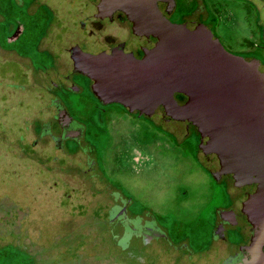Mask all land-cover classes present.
Instances as JSON below:
<instances>
[{"label":"flooded vegetation","instance_id":"af4514ba","mask_svg":"<svg viewBox=\"0 0 264 264\" xmlns=\"http://www.w3.org/2000/svg\"><path fill=\"white\" fill-rule=\"evenodd\" d=\"M100 1L0 0V100L13 107L0 113L3 116L14 111L12 116L0 117V126L12 130L0 140L14 146L22 159L36 161L52 175L76 178L79 188H72L70 193L82 202L73 205L98 208L95 218L108 220L111 246L121 252L123 262L221 264L249 242L251 226L241 206L256 184H243L214 156L202 153L196 118L175 121L170 119L172 112L162 106L147 115L120 103L104 102L92 90L93 81L74 71V48L89 53L120 49L141 58L151 52L149 44L156 40L122 11L102 9ZM234 1L255 7L258 19L264 15V0ZM158 6L170 22L202 23L216 36L212 26L217 23L220 8L209 9L206 0H174L168 12L165 2ZM246 12L248 15L250 10ZM31 18L34 28L26 24ZM259 24L264 40V19ZM243 58L264 64L255 55ZM175 98L180 104L186 99L182 94ZM15 106L23 108V114L18 115ZM129 116L138 122L132 129ZM122 124L121 129H129L127 134L131 131L133 138L121 139L116 128ZM144 125L166 135L174 146L183 145L180 155L197 163L211 180L213 196L209 194L205 200L203 213L208 214L205 221L210 233L204 240L192 243L187 236L172 238L151 210L131 208L129 197L112 189V180L106 179L104 156L115 149L116 142L125 141L126 148L120 154L127 160L135 164L152 161L153 152L145 149L150 141ZM154 140L156 146L164 144L159 137ZM89 181L96 184L94 189L89 188ZM65 198L67 203L72 201L70 196Z\"/></svg>","mask_w":264,"mask_h":264},{"label":"rangeland","instance_id":"374dc122","mask_svg":"<svg viewBox=\"0 0 264 264\" xmlns=\"http://www.w3.org/2000/svg\"><path fill=\"white\" fill-rule=\"evenodd\" d=\"M206 2L209 9L220 8L218 15L214 13L217 23L212 28L222 45L243 57L255 55L264 60V40L259 34V20L264 15L258 19L255 7L234 0ZM26 24L36 27L32 18ZM0 102V112L13 108L10 103ZM14 109L18 115L23 114V108ZM13 112L0 113V117L7 118ZM129 119L132 129L138 122L134 116ZM124 124L116 128L118 135L121 139L133 138L131 131L127 134L129 129L122 130ZM143 130L150 141L145 149L153 152L152 163L127 160L120 154L126 148L125 141L116 142L115 149L104 156L106 179L112 180V189L129 197L131 208L151 210L172 238L187 236L192 243L204 240L210 233L205 221L208 214L203 213L205 200L212 195L211 180L197 163L180 155L183 145L174 146L153 126L144 125ZM10 132L9 127L0 126V137ZM157 136L163 145H155ZM21 154L0 140V264H136L123 262L121 252L111 246L109 222L95 218L97 207L73 205L82 202L70 193L72 188H79L76 178L52 175L36 161L22 159ZM89 182V188L94 189L96 184ZM67 196L72 198L69 203Z\"/></svg>","mask_w":264,"mask_h":264},{"label":"water","instance_id":"95a60500","mask_svg":"<svg viewBox=\"0 0 264 264\" xmlns=\"http://www.w3.org/2000/svg\"><path fill=\"white\" fill-rule=\"evenodd\" d=\"M166 11L174 0H101L120 10L156 40L141 58L120 49L99 53L72 50L73 68L88 76L104 102L150 115L158 106L170 119L196 118L200 149L243 184L255 183L241 212L251 226L248 244L221 264H264V64L227 51L209 27L172 23ZM186 97L179 103L175 95Z\"/></svg>","mask_w":264,"mask_h":264}]
</instances>
